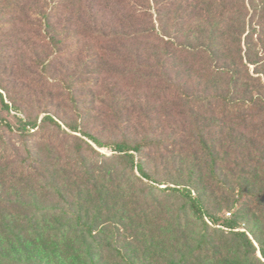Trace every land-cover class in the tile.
<instances>
[{
  "label": "rangeland",
  "instance_id": "rangeland-1",
  "mask_svg": "<svg viewBox=\"0 0 264 264\" xmlns=\"http://www.w3.org/2000/svg\"><path fill=\"white\" fill-rule=\"evenodd\" d=\"M192 2L0 0V121L13 129L0 128V264H244L221 247L234 233L260 257L264 140L239 135L221 97L264 104V10L195 0L189 19ZM22 121L36 123L27 138ZM200 136L239 165L211 171ZM116 143L143 146L130 153L146 178ZM175 188L201 204L213 248L199 252L205 225Z\"/></svg>",
  "mask_w": 264,
  "mask_h": 264
},
{
  "label": "trees",
  "instance_id": "trees-1",
  "mask_svg": "<svg viewBox=\"0 0 264 264\" xmlns=\"http://www.w3.org/2000/svg\"><path fill=\"white\" fill-rule=\"evenodd\" d=\"M178 0H172V3L175 4ZM261 4L264 10V0H261ZM188 18L191 19L193 17L196 16V14H198V16H200L199 13H197L198 11L201 12V8L198 6V4L195 2V0H193L192 4H189L188 7ZM196 16V17H198ZM182 52V50H180ZM189 55H192L194 58L199 56V52L194 53L191 51H187L186 52ZM219 59L220 57L217 56ZM221 70H216L213 72L214 75H217L220 73ZM186 99L191 100L192 104H197L198 106H201L205 101L201 100L200 98L192 100L191 96L189 95H185ZM214 99H218L219 96L217 97H213ZM222 101H223V105L221 110H223V113L227 114L228 112L232 113L233 118L235 119V122H239L238 124V129L240 130V134L242 132L247 131V135L249 134L250 137L253 140H264V104L261 102L260 99H252L250 101H228L226 98L221 97ZM194 99V98H193ZM6 108H8L7 105H5ZM225 116V115H224ZM225 118V117H223ZM48 121H50L53 124H56L55 121L52 120V118L50 117H45L43 118L42 123H47ZM58 126V124H56ZM4 127L6 129H8L10 132H13L12 127L9 123L4 122V121H0V128ZM60 128V126H58ZM20 128V127H19ZM36 128V123L32 124V123H26L22 121V127L18 130L19 132L22 131L21 133L23 134V138H27L29 135H31V130ZM74 129V128H73ZM75 131V129L73 130ZM223 133H224V127L222 130H220V136L221 138L223 137ZM261 134H263V136H261ZM243 136V135H242ZM90 139H92L94 142L98 143L97 140L93 137L90 136ZM200 145L202 146V148L205 150V152L208 154V157L210 159V169L211 171L213 170H217V168L219 167V165L222 166V168H230V165L234 164V167H237L239 165V160L237 157H234L233 160L230 162L228 160L229 157V152L227 150V148H224V151L222 152V154L219 156L216 155V151H215V146L214 145H209L208 141L206 139L203 138V136H200V140H199ZM143 148V146L141 145H136V146H129L125 143H116L113 146V151L119 153V155L123 156V159L125 161V163L127 165H130L131 168L133 169L134 167H137L140 174L146 178L147 175L146 173L143 171L141 165L139 163L135 164V160H134V156L132 153L130 152H140V150ZM27 153V158L30 159V161H33V156L30 150H26ZM245 166L240 167L241 172H243L245 170ZM215 180L218 181L217 178H215ZM240 192H244L245 186L244 185H240L239 187ZM261 188H264L263 186ZM167 191L169 192H177L182 194V196H184L185 198H187L188 201V205L190 206L191 210L193 211L195 218L197 219V221L202 222L205 225V231L202 235L201 238V244L199 247V252L208 250L210 248H213L214 245H210L211 243L210 238L208 236V230L210 229V226L206 225L204 222V214H202L201 212V204L199 203V201L197 199H193L190 192L187 190H180V189H168ZM248 194V196L251 198H253L252 194L249 192H246ZM258 198V197H257ZM259 200H257L258 204H261V199L258 198ZM210 216V215H209ZM211 220H212V224L217 225L218 220L216 218H212L210 216ZM225 227L230 229L232 232H234L233 230H235L237 228V224L234 221H228L225 223ZM82 226L86 227V224H83ZM90 229V228H89ZM88 229V230H89ZM213 233H217L216 231H214ZM90 234V232H89ZM220 243H223V241H221ZM221 247H224L226 250L228 249V252H235V253H239L242 252L243 254V259H244V264H264V261H261L260 258H262V260H264V249L260 247L259 249V256H257V250L256 248L253 246L252 242H250V240H248V238L245 236L244 233H234L232 239H227L226 242L224 244H221ZM223 250L220 248L218 250V252H222ZM1 254V253H0ZM4 260V258L2 257V255H0V262H2ZM92 264H95L92 262Z\"/></svg>",
  "mask_w": 264,
  "mask_h": 264
}]
</instances>
